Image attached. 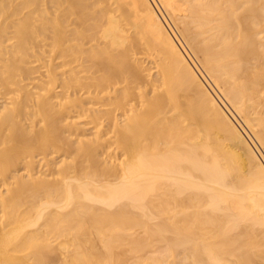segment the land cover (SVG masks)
<instances>
[{"label": "bare ground", "instance_id": "bare-ground-1", "mask_svg": "<svg viewBox=\"0 0 264 264\" xmlns=\"http://www.w3.org/2000/svg\"><path fill=\"white\" fill-rule=\"evenodd\" d=\"M0 264H264V0H0Z\"/></svg>", "mask_w": 264, "mask_h": 264}]
</instances>
